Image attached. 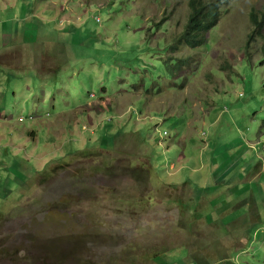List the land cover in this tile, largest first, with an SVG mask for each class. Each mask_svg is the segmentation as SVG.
<instances>
[{"label":"rangeland","instance_id":"1","mask_svg":"<svg viewBox=\"0 0 264 264\" xmlns=\"http://www.w3.org/2000/svg\"><path fill=\"white\" fill-rule=\"evenodd\" d=\"M202 1L0 0V264H264V0Z\"/></svg>","mask_w":264,"mask_h":264},{"label":"trees","instance_id":"2","mask_svg":"<svg viewBox=\"0 0 264 264\" xmlns=\"http://www.w3.org/2000/svg\"><path fill=\"white\" fill-rule=\"evenodd\" d=\"M190 6L191 10L183 32L176 37L175 41L185 42L187 46L194 48L199 46L205 39L206 34L216 26L220 19V11L218 5L214 2L204 3L202 0H190ZM258 13L261 16H257V20L256 13L251 14L253 28L246 36L245 46L248 47V44L255 37H259L262 40L261 63L264 64V12L258 11ZM175 48V45H172L170 49L174 51ZM182 60L181 62H184ZM259 131H264V118L259 123ZM164 218L166 219L165 215Z\"/></svg>","mask_w":264,"mask_h":264},{"label":"clouds","instance_id":"3","mask_svg":"<svg viewBox=\"0 0 264 264\" xmlns=\"http://www.w3.org/2000/svg\"><path fill=\"white\" fill-rule=\"evenodd\" d=\"M164 134H165V132H164ZM262 172H264V167H262Z\"/></svg>","mask_w":264,"mask_h":264}]
</instances>
